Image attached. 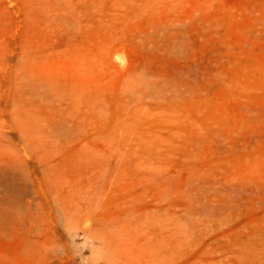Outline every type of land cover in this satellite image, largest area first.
<instances>
[{"label":"rangeland","instance_id":"1","mask_svg":"<svg viewBox=\"0 0 264 264\" xmlns=\"http://www.w3.org/2000/svg\"><path fill=\"white\" fill-rule=\"evenodd\" d=\"M0 264H264V0H0Z\"/></svg>","mask_w":264,"mask_h":264}]
</instances>
